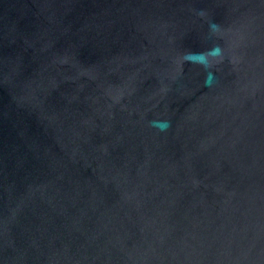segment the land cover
I'll return each mask as SVG.
<instances>
[{
	"label": "water",
	"instance_id": "water-1",
	"mask_svg": "<svg viewBox=\"0 0 264 264\" xmlns=\"http://www.w3.org/2000/svg\"><path fill=\"white\" fill-rule=\"evenodd\" d=\"M0 264H264V0H0Z\"/></svg>",
	"mask_w": 264,
	"mask_h": 264
},
{
	"label": "clouds",
	"instance_id": "clouds-1",
	"mask_svg": "<svg viewBox=\"0 0 264 264\" xmlns=\"http://www.w3.org/2000/svg\"><path fill=\"white\" fill-rule=\"evenodd\" d=\"M212 27L215 28V27H217V26H212ZM205 59H207V57H206Z\"/></svg>",
	"mask_w": 264,
	"mask_h": 264
}]
</instances>
